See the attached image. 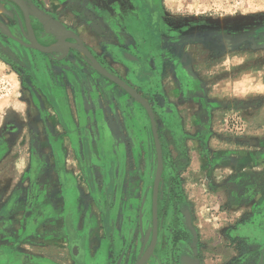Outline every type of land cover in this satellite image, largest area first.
<instances>
[{
  "label": "rangeland",
  "instance_id": "1",
  "mask_svg": "<svg viewBox=\"0 0 264 264\" xmlns=\"http://www.w3.org/2000/svg\"><path fill=\"white\" fill-rule=\"evenodd\" d=\"M24 1L37 43L58 36L43 11L155 112L164 168L144 264H264V0H155L154 18L143 0ZM19 3L0 0V264H138L153 233L149 114L74 38L36 48Z\"/></svg>",
  "mask_w": 264,
  "mask_h": 264
},
{
  "label": "water",
  "instance_id": "2",
  "mask_svg": "<svg viewBox=\"0 0 264 264\" xmlns=\"http://www.w3.org/2000/svg\"><path fill=\"white\" fill-rule=\"evenodd\" d=\"M24 1V0H22ZM25 3V1H24ZM26 4V3H25ZM26 11L28 13L27 16V23L29 25V30H30V40L32 41L33 45L38 48L39 50H42L44 52H50L54 51L57 48L60 47L58 45L54 49H48L45 46H41L39 43H37L31 25L29 21V10L26 5ZM39 16H41L42 20L47 24L48 27H51L52 30L58 34L57 39L62 38L65 33H69L68 36H66L67 39L69 38H74L77 43H72L69 42L68 46H71L73 48H77L80 52H83L84 55L89 59L90 63L92 66L100 72L103 76L109 78L119 86H121L126 92H128L135 100L140 102L147 110L151 124H152V130L155 138V144H156V150H157V169H156V174H155V179H154V186H153V230H152V241H151V254L150 257L152 256L156 245L158 241V200H159V191L161 188V180H162V173H163V168H164V159H163V151H162V145H161V140H160V135L158 131V125H157V120H156V115L155 112L150 104V102L145 98L139 91H137L133 86H131L128 82H126L123 78L117 76L116 74L112 73L109 71L107 68H105L101 62L97 59V57L93 54V52L90 50V48L85 44L83 39L77 34L75 31L71 29H67L65 25L58 19L51 18L47 13L43 11H39ZM50 17V18H49ZM67 46V47H68ZM187 220H188V225L190 226L192 232L194 233V236L196 238V232L195 229L192 228V220L190 214H187ZM197 254V248L196 244H194V255ZM149 257V258H150ZM183 261L185 264H201V261L199 258L196 256H191V255H185L183 256ZM146 261H143L142 257L141 260L138 262V264H144Z\"/></svg>",
  "mask_w": 264,
  "mask_h": 264
},
{
  "label": "crops",
  "instance_id": "3",
  "mask_svg": "<svg viewBox=\"0 0 264 264\" xmlns=\"http://www.w3.org/2000/svg\"><path fill=\"white\" fill-rule=\"evenodd\" d=\"M82 1H84V0H79L78 2H79V5H82L81 3H82ZM85 1H87V0H85ZM131 1H137V0H131ZM138 1H141V0H138ZM137 1V2H138ZM154 1L155 0H143V2H144V5H143V7H140L138 10H139V15H146V12H147V14L150 16V18L152 17V18H154V17H156L157 16V10H156V7H155V4H154ZM88 2H92L89 6H88V9H95V8H93V7H95L96 6V1H94V0H90V1H88ZM95 2V3H94ZM135 4V3H134ZM152 4V6H153V8H154V12L152 11V9H151V7H150V5ZM76 8V7H75ZM122 9H126L124 6L122 7ZM62 22V21H61ZM152 24V23H151ZM151 24L149 25V27H152L151 26ZM88 25L90 26L89 28L91 29V31H93V32H103L104 30H103V28H101L102 26H101V23H98V21H96V20H93V21H88ZM154 26V25H153ZM77 33V32H76ZM78 34V33H77ZM80 36V35H79ZM81 37V36H80ZM82 39H83V41L85 42V40H84V38L83 37H81ZM86 44V43H85ZM91 50V49H90ZM93 52V51H92ZM93 54H95L94 52H93ZM131 58H133L134 60L136 59L134 56H132ZM59 172H61V178H64V172H63V170L61 171H59ZM34 176V175H33ZM63 182H64V179H63ZM82 248H83V250H82ZM77 254L79 255V256H81V255H84V256H87V252L85 251V247L84 246H82V245H80L79 243L77 244ZM22 256H24L23 254H22ZM92 257V256H91ZM0 260H1V258H0ZM30 261H32V263L31 264H34L35 263V261H37L36 260V258H34V257H31L30 258ZM37 263V262H36Z\"/></svg>",
  "mask_w": 264,
  "mask_h": 264
},
{
  "label": "bare ground",
  "instance_id": "4",
  "mask_svg": "<svg viewBox=\"0 0 264 264\" xmlns=\"http://www.w3.org/2000/svg\"><path fill=\"white\" fill-rule=\"evenodd\" d=\"M12 1L16 3L15 5L20 4L19 0H12ZM20 2H21V6H22V8H23V10L25 12L26 18H27V16H28L27 14L28 13L26 11V6H25V4H24V2L22 0H20ZM68 35H69V33H65L62 38H60V39L58 38L52 45L49 44L46 48H48L50 46H51V48H48V49H52V48L56 47L62 41V39L65 38ZM150 254H151V244H150V246L148 247V249L146 250V252L142 256L143 261H146L149 258Z\"/></svg>",
  "mask_w": 264,
  "mask_h": 264
},
{
  "label": "flooded vegetation",
  "instance_id": "5",
  "mask_svg": "<svg viewBox=\"0 0 264 264\" xmlns=\"http://www.w3.org/2000/svg\"><path fill=\"white\" fill-rule=\"evenodd\" d=\"M150 7H151L152 11L154 12L155 10H154L152 4L150 5ZM21 13H22V12H21ZM22 15H23V14H22ZM2 222H3V220H2V218L0 217V229H1V226L4 225V223H2Z\"/></svg>",
  "mask_w": 264,
  "mask_h": 264
}]
</instances>
